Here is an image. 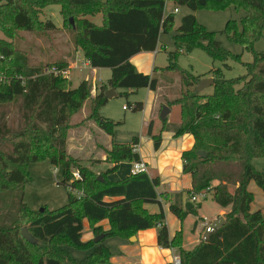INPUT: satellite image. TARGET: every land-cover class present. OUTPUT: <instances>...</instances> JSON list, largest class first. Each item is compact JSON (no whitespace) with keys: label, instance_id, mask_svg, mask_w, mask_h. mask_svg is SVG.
Instances as JSON below:
<instances>
[{"label":"trees","instance_id":"trees-1","mask_svg":"<svg viewBox=\"0 0 264 264\" xmlns=\"http://www.w3.org/2000/svg\"><path fill=\"white\" fill-rule=\"evenodd\" d=\"M175 6L192 12L203 8H234L245 15L238 23L229 20L221 34L253 54L245 64L247 73L227 79L224 70L213 68L203 75L180 69L178 58L196 49L214 61L242 63V55L225 49L215 32L197 22L194 14L182 17L174 35V50L169 51L168 66L163 69L179 77L180 95L168 100L169 108L180 109V121L171 125L168 119L150 121L144 133L154 142L155 150L162 145V133L171 131L175 137L192 135L195 144L184 152V172L192 176V190L173 195L170 211L181 222L198 216L202 203L192 195L213 191V200L221 208L232 210L224 224L192 251L183 249V233L170 238L163 208L151 214L146 204L161 205L156 192L158 179L147 174L130 175L112 181L122 163L141 162L135 151L139 137L130 144L113 143L105 152L111 168L99 176L81 160L68 153V137L72 130L92 120L110 137L121 122L100 114L108 103L105 93L110 89L129 96L141 89L156 92V74L140 73L131 59L142 52H155L162 34L175 28V15H164L165 0H0V31L13 40L21 31H57L52 22L40 21L46 7H61L64 22L74 31V42L94 69H109L111 77L93 97L90 81L73 89L62 72L65 63L31 65L27 55L13 43L0 39V264H110L112 253L105 245L107 238L128 240L139 232L158 230V244L163 249H176L181 264H264V217L261 211L251 212L254 195L251 182L264 192V169L254 161L264 159V52L255 44L264 37V0H173ZM102 15L101 25L88 17ZM75 19V25L70 20ZM166 49V48H165ZM65 64V65H64ZM214 80L211 94L198 93L199 83L207 77ZM90 102V113L80 124L72 125L74 115ZM143 111L144 103L127 107ZM162 110H160L161 113ZM206 154V158L200 153ZM49 161L61 168L59 185L80 191L77 197L68 189V203L57 209L32 210L24 202L25 185L30 180L29 166ZM78 173L80 178H75ZM230 187H236L232 194ZM113 199V201H107ZM88 222L95 237L106 234L99 243L84 241V223ZM109 222V229L99 224ZM35 239L27 242L22 229ZM66 247L91 254L77 261Z\"/></svg>","mask_w":264,"mask_h":264},{"label":"rangeland","instance_id":"rangeland-1","mask_svg":"<svg viewBox=\"0 0 264 264\" xmlns=\"http://www.w3.org/2000/svg\"><path fill=\"white\" fill-rule=\"evenodd\" d=\"M173 5H167V13H172ZM180 12L175 15V26H178L183 16L188 14H194L197 18V22L207 28L208 31L215 32L217 39L222 43L223 47L235 55H242V63L229 60L226 64L230 68H226L224 63L220 61H214L210 56L202 50L196 49L191 53L182 54L178 58V65L182 70H188L194 75H202L208 73L212 68H221L224 70L225 77L227 79L237 78L247 73L245 64L253 61V54L246 52L237 43L230 42L225 35L221 32L225 29L229 20H236L238 23L245 15L243 11H236L234 8L225 9H212L203 8L192 13L186 7H179ZM91 21L101 25L102 15L95 17H88ZM75 25V19L72 18ZM40 21L47 23L52 21L57 31L43 30L37 32H25L21 31L18 36L13 40H8L4 33L0 31V39L7 40L13 43L16 50L21 54L27 55L31 65H42L47 63H65L66 67H63L62 75L69 78L72 88H77L86 78H91L89 81L92 87V96L99 92V88L102 85L101 81L93 79L87 70L76 68V65L82 66L83 58H79L77 52L81 51L74 42V31L64 22L61 15V7L57 5H51L45 8L42 15H40ZM176 27L168 34H162L158 45L160 54L158 59L160 62L163 60L166 63L168 59V52L174 50V35ZM165 46V47H164ZM166 48V49H165ZM255 51L264 52V37L260 39L254 46ZM82 52V51H81ZM83 53V52H82ZM64 64V65H65ZM111 77V71L104 69L99 75V79L105 84ZM213 90L205 89L204 94H211ZM137 102H143L145 106H151V98L147 90L141 89L129 96H117L106 104L100 114L107 119H112L115 122H121L115 129V136L112 139L105 132H98L96 134L98 126L92 120L86 121L82 128L74 129L70 132L69 137L73 136V133H77L76 139H71L70 146L68 147V153L74 158L81 160V164L91 168L96 175L101 176L102 172L111 168V164L102 161L101 159L105 155L106 148L111 146V141L118 144L131 143L133 137L143 138L142 148L146 153H150V138L143 134L144 127V115L143 111H134L133 109L124 110L123 107L129 106V103L134 104ZM90 102H88L81 112L74 115L71 120L72 125L80 124L85 120L90 113ZM164 107V106H163ZM163 109V108H162ZM177 110L168 118V121L175 122L174 120L179 117ZM180 121V117H179ZM159 130L162 127V123L158 121ZM79 133V134H78ZM144 135V137H143ZM68 137V140H69ZM262 159L254 161L257 168L263 169L260 164ZM124 174L122 178L127 175ZM30 180L25 185L24 202L34 211H41L44 208L49 210H57L68 203V191L67 189L59 185L62 181L63 174L61 168H55L49 161L40 163H34L29 166ZM77 174V173H76ZM204 214L209 216L214 213L215 204L213 200V194L209 196L207 200L203 202ZM255 205L263 207L261 200L257 197ZM84 239L87 238V231L84 232ZM117 239H109L108 242L113 245ZM67 252L72 258L77 261H82L87 258L91 251H82L74 248L66 247Z\"/></svg>","mask_w":264,"mask_h":264},{"label":"crops","instance_id":"crops-1","mask_svg":"<svg viewBox=\"0 0 264 264\" xmlns=\"http://www.w3.org/2000/svg\"><path fill=\"white\" fill-rule=\"evenodd\" d=\"M179 26L180 24L175 27L178 28ZM159 54L160 51L158 48L155 52H142L135 55L131 59V63L137 68L140 73L151 76L156 74L159 78V88L156 92L145 89L150 95L152 105L149 107L145 106L144 104L143 114L145 113V115L143 122V134L146 126L152 120L156 122V127L159 128L157 119L160 116V110H162L163 106L166 105V102L168 100L177 98L182 90L179 77L175 74L166 73L163 71V69L168 66V59H166V63L164 60L160 62L158 59ZM77 55L79 58H83L81 63H84V65H76V67L81 68V70H87L91 76L93 75V79L95 78L97 81H101L102 84H104V82L98 78L104 69L92 68L81 51L77 52ZM207 78L211 77L209 76ZM90 79L91 78H86L84 79V81H89ZM207 89L212 90V87ZM116 93L118 94V96H120L121 92L116 90ZM96 94H94V96ZM175 110H177L176 107L170 108V114L168 115L167 119L174 113ZM178 113V116L180 117V110L178 111ZM179 117L174 120L175 122L168 121V123L171 125L178 124ZM96 132V134L98 135V132H102V130L98 128ZM77 136V133H73L72 137L70 135L68 140V147L71 144L70 140L78 138ZM139 139V144L135 146V151L140 155L141 162L148 167L147 175L152 179H158L159 185L156 188V192L161 201V205L150 203L146 204L145 208L151 214H158L160 213L161 208H163L166 216V225L169 230L170 238H173L177 232L182 231L183 249L192 251L205 238L208 226H210L220 217H223L225 219L226 215L231 212L232 208H221L214 201V213L207 216L203 213L204 200L201 201L202 208L199 211L198 216L190 215L184 220V222H181L174 214H172V212L170 211V206L173 201V195L177 193H184V200H186V193L192 190V176L184 172V161L182 159V154L184 152L192 150L195 144L194 137L189 134L181 137H175L173 132L164 131L162 133V145L159 150H155L154 142L150 138V153H146L142 148L144 141L143 138L139 137ZM113 143L115 142L111 141V146ZM111 146L109 148H106L105 151L109 150ZM105 159L106 157L104 155L101 160L105 161ZM260 164L262 165V167H264V161H261ZM91 168L94 169V166H92ZM132 168L133 163H122L119 167V170L115 174L110 175L109 178L112 181L123 180L131 175ZM122 170L127 173V176L125 178H122L124 176V174L121 173ZM248 189L254 195V201L251 205V212L261 211L262 216L264 217V192L257 186L255 182H251ZM229 190L233 194L236 190V187H230ZM211 194H213V191H209L208 198ZM257 197L261 200L263 207H258L255 205ZM107 201H113V199H107ZM99 226L106 231L109 229V222L103 221L99 224ZM85 231H87V238L84 239L83 237L84 241L94 240L96 238L91 231L90 225L87 221L84 223V232ZM109 239L112 238H107L105 241V245L110 249L112 253L110 264H173L174 257L176 255H179L176 249H163L159 246L157 229L141 231L135 237H132L128 240L116 238L117 241H114L113 245L108 242Z\"/></svg>","mask_w":264,"mask_h":264},{"label":"water","instance_id":"water-1","mask_svg":"<svg viewBox=\"0 0 264 264\" xmlns=\"http://www.w3.org/2000/svg\"><path fill=\"white\" fill-rule=\"evenodd\" d=\"M199 3L201 5H205V0H200ZM70 22L73 24V20L71 19ZM214 85V80L213 78H207V79H204L202 80L200 83H199V86L197 88V92L200 93V92H203L205 89L207 88H210ZM106 97L108 98V100H111L115 97L118 96V94L116 93V90L115 89H110L108 90L106 93H105ZM170 114V108L167 107V106H164L161 113H160V119L162 121H165L168 117V115ZM200 156L203 157V158H206V154L201 152L200 153ZM99 179L101 180V176H99ZM41 212H43V209L41 210ZM225 222V219L223 217H220L219 219H217L216 221H214L211 225H210V229L211 231H214V230H217L219 229ZM208 231L206 232L205 234V238L208 236ZM22 236L24 237V239L31 243V244H36V241L35 239L32 237V235L28 232L27 228H23L22 229ZM106 238V234H102L98 237H96L94 239V243H99L100 241H102L103 239Z\"/></svg>","mask_w":264,"mask_h":264},{"label":"built area","instance_id":"built-area-1","mask_svg":"<svg viewBox=\"0 0 264 264\" xmlns=\"http://www.w3.org/2000/svg\"><path fill=\"white\" fill-rule=\"evenodd\" d=\"M168 4H171V5H173V7H174L172 13H167V5H168ZM179 12H180V9H179V7L175 6L173 0H165V11H164V15H165V16H167V15H169V14L176 15V14H178ZM82 65H84V63H82ZM76 68H77V67H76ZM54 73H55V75L62 74V72H60V71H58V70H56V69H54ZM124 110H128V108H127V107H124ZM140 173L147 174V173H148V167H147L144 163H142V162L133 163V168H132V170H131V175H137V174H140ZM75 178H76V179H77V178H80V176H79L78 173L75 174ZM67 189H68V191H69L71 194L76 195L77 197H81V196L83 195L80 191L74 189V188L71 187V186H68ZM209 191H210V190H207L206 192H204V193H202V194L192 195L191 200H192L193 202H196V203H201V201H204V200H206V199L208 198ZM207 231H208V232L211 231L210 226H208L206 232H207ZM173 264H181V259H180V256H179V255H176V256L174 257Z\"/></svg>","mask_w":264,"mask_h":264}]
</instances>
